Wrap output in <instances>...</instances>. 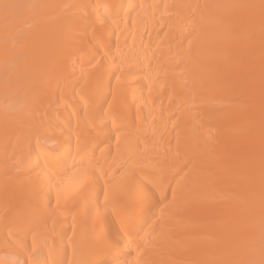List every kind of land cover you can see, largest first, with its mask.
Masks as SVG:
<instances>
[{"label": "bare ground", "instance_id": "1", "mask_svg": "<svg viewBox=\"0 0 264 264\" xmlns=\"http://www.w3.org/2000/svg\"><path fill=\"white\" fill-rule=\"evenodd\" d=\"M0 264H264V0H0Z\"/></svg>", "mask_w": 264, "mask_h": 264}]
</instances>
